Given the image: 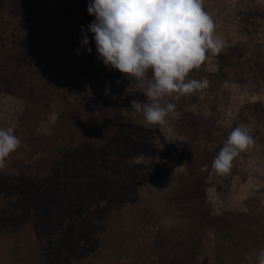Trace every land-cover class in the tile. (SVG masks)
I'll return each instance as SVG.
<instances>
[{"label":"rangeland","instance_id":"rangeland-1","mask_svg":"<svg viewBox=\"0 0 264 264\" xmlns=\"http://www.w3.org/2000/svg\"><path fill=\"white\" fill-rule=\"evenodd\" d=\"M59 1L57 5L56 0H0V22L9 15L22 13L24 20L15 21L12 30L15 40L25 48V54H29V63L45 51L42 44L45 39L56 47L49 58L59 72L57 81L54 80L58 87L49 89L52 92L36 88L32 95L26 85L13 81L10 73L7 81L9 77L12 81L6 86L0 80V128L16 124L14 134L22 141L7 158L6 167L0 169V199L11 202L7 214L0 212V229L8 226L9 230L16 231L26 220H46L50 229L58 226L56 217H62L64 211L66 216L68 210L66 218H71L69 211L72 210L82 214L80 205L86 192L96 204L106 206L105 212L99 209L106 221H111L112 207L125 211L124 201L133 197L137 198L139 213L143 208L150 213V218L138 225V230L144 234L137 238L141 246L135 252L128 250L129 257L106 258L104 263L100 261L104 259L103 254L98 256L99 251H96V256L87 264H247L246 253L264 248V0H204V10L211 15L215 33L224 42L221 52L229 54L223 56L222 65L231 67L228 83L234 87L235 100L220 114L219 108H212L206 90L196 92L188 95L189 101L183 104L174 102L180 115L170 117L164 126L157 125V128L143 121L142 126L151 137L149 142L158 141L160 149L168 147L171 156H167L165 149V155L161 150L152 155V151L146 152L140 147L148 145L147 133L144 134L142 126L134 127V117L138 116L129 110L124 90L130 80L104 65L99 72L86 68V55H78L79 48L67 43L70 37L80 42L84 28L92 59L103 64L93 34L84 23L78 22L74 29L66 24L71 21V9L82 8L84 0ZM55 6L68 12L67 17L57 15ZM0 30L3 32L2 27ZM80 50L86 53L87 49ZM2 54L1 76L10 71L8 63H12L14 57L10 54L5 60ZM92 59L88 61L90 65ZM3 61L8 62L5 63L8 68H4ZM220 62L216 56L212 57L199 70H193L192 79L206 78L214 82ZM241 63L251 65L252 74L256 76L246 78ZM76 68L83 71L78 77L71 72ZM234 69L238 71L235 73ZM72 78L77 87L68 88L67 81ZM106 89L109 95H105ZM179 97L174 95L165 100L171 102L172 98ZM137 99L146 102L141 92ZM242 100L251 106L245 125L250 128L255 143L234 159L228 174H217L211 167L219 152L214 151L216 137L221 136L222 148L227 139L223 138L226 137L223 130L232 123ZM56 103L61 106H55ZM75 106L78 110L73 113L74 121L84 119L92 127L81 126L79 140L68 142V149L57 157L58 154L52 156L56 151L42 150L41 141L56 140L57 114ZM23 120L28 121L27 126ZM116 122L117 125H113ZM179 151L186 157L187 165L193 167V162L196 163L194 169L186 170V165H180L175 155ZM205 164L208 170L201 172ZM157 169L160 170L158 177L149 174ZM125 177L132 179V183ZM29 191L36 202L31 207L26 204L30 199ZM72 199L74 204L69 209L68 201ZM180 200L182 205L178 206ZM126 217H121L118 223L115 220L113 225L123 230L131 222ZM30 235L26 236L25 246L28 247L24 246L23 250L1 246L5 240L0 238V262L4 264L6 258L12 264H60L58 255L52 263L43 252L34 255L36 242ZM130 236L127 247L136 241L134 235Z\"/></svg>","mask_w":264,"mask_h":264},{"label":"clouds","instance_id":"clouds-1","mask_svg":"<svg viewBox=\"0 0 264 264\" xmlns=\"http://www.w3.org/2000/svg\"><path fill=\"white\" fill-rule=\"evenodd\" d=\"M87 11L95 17L87 31L93 34L99 59L143 93L146 102L134 99L130 103L147 124L164 126L170 117L180 115L176 104L165 97L188 96L210 87L206 78H189L192 70H199L224 47L211 15L204 10V0H89ZM81 33V47L90 54L84 28ZM109 94L106 89L105 95ZM16 127L0 128V169L21 146ZM254 143L249 127H234L213 159L212 169L228 174L234 159ZM207 170V164L201 166V172ZM244 259L247 264H264V248L246 253Z\"/></svg>","mask_w":264,"mask_h":264},{"label":"trees","instance_id":"trees-1","mask_svg":"<svg viewBox=\"0 0 264 264\" xmlns=\"http://www.w3.org/2000/svg\"><path fill=\"white\" fill-rule=\"evenodd\" d=\"M61 1L56 0L57 5ZM83 6L80 9H71L72 13H70L71 21L68 24L71 28L74 29L77 25V23H84V26L87 28L89 24H91L95 17L92 15H89L87 13V3L88 0L82 1ZM56 5V6H57ZM56 8V14L60 16H66L68 15V12H63L62 10H59L57 7ZM73 6V5H72ZM21 12H24L21 10ZM22 13H18L17 15H9L6 20H3L0 22L2 25L3 32L0 30V53L3 52L2 57L6 60L7 57L10 56V54L14 57H12V63L11 62H4V67L5 69L8 68L7 66L10 65V71H6L4 75H0V80L3 81L4 85L6 86V83L11 82V78H8L7 81V76H12L13 81L22 84V86H27L26 89L28 92H30V95L35 93L36 88H39L45 92L51 91L49 89H54L55 87H58L59 85H56L54 82L57 81L58 74L59 72L57 71V65L55 64H50V58L49 54L54 53L53 51L56 49L55 46H52L51 43H49L47 40H43L42 44L43 47L45 48V51L43 53H39L35 57V61L32 63H29L28 55L25 54V48L22 46V44L19 45V41L17 42V39L15 40V33L12 30V26H14L15 21H23L24 18H21ZM75 18L77 21H75ZM66 19V18H65ZM25 27H27V21L25 20ZM29 30V29H28ZM12 38L13 40H11ZM69 44H74V46L78 47L81 49V43L76 40L74 37H70V40L67 41ZM41 44V45H42ZM3 49V51H1ZM73 52L75 51V48H71ZM77 51V50H76ZM81 54L86 55V60L90 61V59L93 58L92 54L88 53L86 50V53L82 50H80ZM41 54V55H40ZM228 57L227 53H222L220 52L218 55H216L218 60H221L219 63V66L217 67V72L215 73L213 80L214 82H209L210 87L206 89L205 93L206 95H209L211 97L210 100H212V108H219L218 113L222 114L225 109L227 104H230L234 102L235 97L232 94V89L234 88L233 85H230L231 82L228 83L230 80L229 78L231 76H228L229 71L231 70V67L224 68L222 65V62L224 61L223 56ZM88 58V59H87ZM14 59V60H13ZM86 63V68H90L95 70L96 72H99L101 68L103 67L104 64L100 62H95L92 59V64L90 65L91 62ZM0 62L2 60L0 59ZM52 62V61H51ZM5 63H8L6 65ZM242 64V63H241ZM243 67V72L245 77H255L256 75L253 76L252 74V66L249 64H242ZM0 68H2L0 66ZM237 69V68H236ZM234 69L235 73L236 70ZM72 73H77V77L83 72L81 69L76 68L75 71L72 70ZM12 73V74H11ZM95 73V72H94ZM123 79H124V74ZM71 77V76H70ZM193 77V70L189 74V78ZM126 79V77H125ZM55 80V81H54ZM72 81H67V87L68 88H74L77 87L75 82V79L72 78L70 79ZM128 80V79H127ZM52 81L54 84H52ZM22 82V83H21ZM58 82H61L60 80ZM128 82V81H127ZM133 82L130 81L129 84H125L124 90L126 91V96L129 105V110L131 112H134L138 117H134L135 121V129L138 127H141L143 125V121L145 122L144 118L142 115L136 113L132 108H131V103L130 101L137 99L140 95V92L137 90ZM228 84V85H227ZM230 85V86H229ZM52 92V91H51ZM128 94V95H127ZM143 94V93H142ZM188 96L179 97V98H172L171 102H179V104H183L182 102H187L189 100L186 99ZM66 97L63 96V99ZM181 99V100H180ZM192 99H196L192 97ZM201 103V101H200ZM55 106L60 107L61 105L55 104ZM177 106V104H176ZM75 110H78V107H72L71 109H66V111H62V113L57 114V119L55 121V131H56V140L53 138L52 141L45 142L44 140L41 141V147L42 150L46 152H55L54 155L52 156H59L60 152L64 149H68L69 143H73L74 141L79 140L78 137V132L80 128L83 129V125L89 124L86 120L81 119L78 120V122L74 121V114ZM251 110V106L249 103H247L245 100H242L238 104L237 111L234 112L233 114V121L232 123L224 128V132L226 134V137L223 136V138H227L228 134L230 131L234 128L237 127L238 124H243L244 126L245 123L247 122V116L248 113ZM60 111V110H59ZM221 116V115H220ZM86 119V118H85ZM121 120V119H120ZM87 123H84V122ZM102 121V120H99ZM25 125L27 126L28 121L23 120ZM92 124V121L90 122ZM106 125L109 124V122H105ZM103 123V124H104ZM208 121H206V124ZM117 125L116 123H113V125ZM211 124V123H210ZM90 125V124H89ZM89 125H86L87 127ZM91 126V125H90ZM157 128L158 126L155 125ZM92 127V126H91ZM141 128H144V134L145 135V142L147 141V146L145 147L144 144L140 146L144 151L148 152L152 151L153 154L155 155L156 152H160L163 155H165L166 151H168L167 156H171V151L169 148L165 146V148H158L160 145L157 143L158 141H155V143L149 142V131L142 126ZM85 129V127H84ZM130 128L129 130H131ZM157 131V130H156ZM77 133V134H76ZM82 134V132H81ZM79 134V135H81ZM224 134V135H225ZM58 137V138H57ZM51 139V138H50ZM77 139V140H76ZM217 139V144L214 147V151L218 152L221 149V136L216 137ZM73 140V141H72ZM151 141V140H150ZM56 145V147L54 146ZM58 146V147H57ZM165 149V150H164ZM135 153L137 152L134 150ZM139 152V151H138ZM175 155L178 157V162H180V165H186V170H192L195 168L196 163H194V166H189L186 163V157H184L180 151L179 154ZM168 158V157H167ZM194 159V158H192ZM168 161V160H167ZM61 163L59 162V165ZM154 164V163H153ZM157 168L159 166V163L155 164ZM159 172L158 175H156V172ZM149 174L154 175L155 177H158L160 175V170H153ZM126 178V177H125ZM130 179V178H126ZM129 181V180H128ZM132 179H130L129 182L132 183ZM131 186V185H130ZM86 191V190H84ZM28 196H30V199L26 204H28L29 207L32 206V204H35L36 202L33 201L32 199V192L29 191ZM88 193L86 192V198L83 200V202L80 205V208L82 209V214L76 213V210L69 211V214H71V218H66L68 214V210L66 211V216H65V211L64 215L62 217H58L57 215V225H54L51 227V229L48 227L47 222L44 221H39V222H34V221H23L21 223V228H16L13 230H9L8 226H3L0 229V238L5 240L2 242L3 244L1 246H6L9 248H13L14 246L19 250H23L24 246L27 244L26 243V236L29 234L33 235V238L35 240V244L33 247V254L38 256V253L43 252L47 255L48 259L52 263V260H54V257L58 255L60 257V264H87V262L94 256H96L95 252H98V256H101L103 254V258L100 261L104 263L106 261V258L109 259H116L120 260V258H125L129 257L127 252L128 250H132L133 252L137 251L138 247L141 245L139 244V240H137L138 236L143 237L144 234L142 233L141 230H138V225H140L145 219H149V214L145 212V209L143 208L142 213H139V209H136V205L139 206L137 202V198L134 199L133 197L126 199L124 201L123 205L125 206V211L120 210V209H114L112 207V210H114L113 213H111V221L108 219L106 221L105 216L101 215L102 212L99 208H101L104 212L106 211V206L105 205H98L96 204L91 197H89ZM129 197V196H128ZM71 204H68L69 209L72 208V204H74V199L69 200ZM11 204L10 200L6 199H0V212L1 214H7V208L8 205ZM191 204L188 201L187 206ZM69 205H71L69 207ZM177 205L181 206L182 202L177 201ZM99 209V210H98ZM178 209V208H177ZM127 215V217L125 216ZM121 217H126L128 221H131L129 223V226L126 225L124 226L123 230L120 227H116L113 225L114 221L117 220V223L121 220ZM76 218L78 220L76 221ZM55 220V219H54ZM38 223V224H37ZM10 231L8 233V231ZM8 233V234H7ZM7 234V235H6ZM130 234L136 239L135 242H130L129 247H127V243L129 242L130 239ZM13 236L15 238H13ZM31 236V235H30ZM130 236V237H129ZM32 237V236H31ZM142 242V241H140ZM26 243V244H25ZM28 247V246H25ZM80 247V249H79ZM43 250V251H42ZM111 250V251H110ZM113 250V251H112ZM4 253V251L2 252ZM1 256V254H0ZM106 259V260H105ZM128 260V259H127ZM11 261V260H10ZM8 259L5 258V263L4 264H9L11 263ZM0 264H2L0 262ZM12 264V263H11Z\"/></svg>","mask_w":264,"mask_h":264}]
</instances>
